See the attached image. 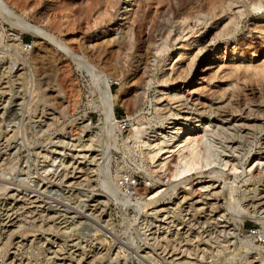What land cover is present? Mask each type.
<instances>
[{"label": "rangeland", "instance_id": "1", "mask_svg": "<svg viewBox=\"0 0 264 264\" xmlns=\"http://www.w3.org/2000/svg\"><path fill=\"white\" fill-rule=\"evenodd\" d=\"M82 1L5 0L16 17L80 58L83 42H105L140 2L143 28L131 41L141 57L129 82L88 53L90 64L55 47L52 61H32L45 40L0 16V264H264V214L255 197L264 195V80L256 74L264 67V0H225L213 13L206 5L197 14L202 22L183 31L182 11L198 0H168L160 10L157 0H114L111 20L97 22L94 6L86 12ZM102 48L109 56V45ZM118 59L126 75L130 55ZM236 67L245 78L230 75ZM101 76L119 96L115 122L100 107ZM178 123L205 132V172L220 176L188 178L174 195V159L162 169L141 140L168 139ZM223 159L238 170H223ZM149 179L167 194L148 209L158 189ZM212 182L226 190L209 199L220 207L192 211L188 205ZM173 246L183 252L172 255Z\"/></svg>", "mask_w": 264, "mask_h": 264}, {"label": "bare ground", "instance_id": "2", "mask_svg": "<svg viewBox=\"0 0 264 264\" xmlns=\"http://www.w3.org/2000/svg\"><path fill=\"white\" fill-rule=\"evenodd\" d=\"M167 1L168 0H157L156 5L159 4V6H160L157 10H160L162 7V4L164 2L166 3ZM198 1H199V3L196 6H194V7L191 6L189 8H185L184 11H182V14L184 16H182V19L180 21L181 25H179L178 29H181L182 31L185 29H188V27L192 26L191 24H189V21H192V20H194L193 25H195L198 22H202V19L200 17H198L197 14L200 12H203L204 7H206V5H207V11L208 12L210 11L211 13H213L215 8L219 7L221 4H224V2H225V0H207L205 2H204V0H198ZM252 1L256 2L257 0H252ZM84 2L82 1V3H84L83 6L85 5L86 12H88L94 6L92 10L96 14L95 15L96 17L94 18L95 22H97V20H101L103 16H109V18L111 20L113 14L109 11V7L115 6L114 0H84ZM188 2H190V0ZM68 5H69V3H68ZM64 7H65V5H64ZM194 8L196 9L195 14H194V12L190 11V10H193ZM83 11H84V9H83ZM81 12H82V9H81ZM143 14L144 13L141 10L140 2H137L135 7H133L130 15L127 17L126 23H124L122 26H119L116 30L117 32L115 31L116 34L114 32L113 35L109 39H105V42L102 38L100 40V42L98 41V42L92 43L91 41L87 40V41L83 42V44H82L83 50H84L83 52L88 53L91 57H93L94 55L97 56L96 63H98V66L102 64L104 67H109L110 71H112L113 74L118 75V76H119V73H121V75H123L122 76L123 83L130 81L127 79L132 74L131 72L133 70H135L137 63H138V60L141 57V54L137 55V53H136V49L139 50V45L135 47V45L131 41V37L134 34L136 28L138 29V31H137L138 33L143 28V22H141V19L143 18ZM65 15H67V14H65ZM0 16L2 17V19L4 21H7L11 25V27L18 29L19 31L33 33V34L39 36L43 41L45 40L42 46H35V48L32 50V53L30 56L32 61H38V62H42L44 60L45 61L49 60V62L52 61L54 59L52 47H55L57 49L59 48L63 53L67 54L72 59L79 58V61L81 59V60H84V62H87V64H90L89 63L90 60L85 57L86 56L85 53H84V56L80 58L78 53H76L75 50L70 45H68L63 40H58L56 37H54L52 34H50L48 32V30H46L45 28H41V27L37 26L36 24H33L29 21H26V19L23 20V18L21 19L19 17H16L15 14L10 10V7H8V5L6 4L5 0H0ZM106 20H107V17H106ZM106 43L110 47L109 48L110 54L107 53V54H109V56H107L106 53H104V49L102 48L103 45H105ZM164 45H165L164 42H162L158 46H156L155 52L160 53L163 49H165ZM131 47H133L134 52L129 54V53H127V50H129ZM54 54H55V52H54ZM121 54L124 57L130 55V58L132 59L131 66L129 68L127 67L128 73L126 75L122 71V64H121L120 59H118V61H116V55L120 56ZM127 66H128V64H127ZM239 69H240V67L234 68L232 70V72H234V74L231 72L230 75H232V77L234 76L235 78L236 77L237 78H243V77L245 78L246 77L245 74H241V72H238ZM253 74H255V73H253ZM256 74L259 75L258 78H260V79L262 78L264 80V67L263 68L261 67V69L257 70ZM98 76H100V75L99 74L94 75V77H98ZM101 77L104 81V87L100 89V93H101V95H100V102H101L100 107H102L103 112L106 114L105 117L107 119H109V120L106 119V121H108L110 123L115 122L116 117L114 114V106H115V101L118 100L119 96L117 94H114V92L111 90L110 80L107 79V77L106 78L104 76H101ZM258 78L256 77L257 82L259 81ZM122 79H120V80H122ZM134 128L138 129L137 126ZM170 128H171V131H170L171 135L168 136L169 137L168 139H165V140H160V138L142 139L141 142L143 144V147H145V149H146V153H147L146 155L148 156V158L153 162L159 161L160 167L162 169L167 168L166 166H168L169 160L171 158L174 159V163H173L174 169L172 170V176H171L172 177L171 179H173L172 180L173 183L171 185L172 186V188H171L172 193L171 194L176 195L178 193V190L181 188V186L184 185L183 182L186 181L188 178L189 179L193 178L189 182V184L190 183L193 184V183L202 182L201 179L206 178L208 175H211V176L214 175L215 177L220 176L217 173L218 170L217 171L211 170V171L205 172L207 170L208 165H209L208 149L206 146L205 132H202L200 130L198 131L196 126H190V128H188L186 123H178V124H176ZM136 132L139 133V130H136ZM4 160H5V158L3 159V161ZM3 161H2V163H3ZM256 161H258V162H256V166H257V165H259L260 162H259V160H256ZM170 162H171V160H170ZM220 165L222 166L223 170L224 169H230L234 172H236L238 170L237 166L234 165L233 163H230L228 159L227 160L223 159L221 161ZM252 167H253V165L249 166L248 170H251ZM193 173H195L197 175L195 176ZM149 181L151 183H153L155 186H157V184L159 183V180L154 181L152 179H149ZM203 181H205V180H203ZM179 185H181V186L178 187ZM159 187L160 186H157L156 188H158V189H155V191L149 195V197H150L149 202H147V204L145 205V208L149 209L151 207L157 206L156 204L160 200H162V199H160V197L165 195L164 193H166V192H164L163 190L162 191L159 190ZM218 187H219V185H217L215 187L213 182H212V184L207 187L208 190L205 192L206 193L205 196H202V194H201L200 195L201 200L198 199L196 201L191 202L188 205V207L190 209H192V211L193 210H195V211L200 210L201 213L204 212V210H206V208H211L209 210L211 213L215 212V210L220 206L218 205V202L214 201L211 203L209 201V199H218V196H220L222 193H224V191H226L224 188L217 190L216 188H218ZM228 190H230V192L232 191L231 188L230 189L228 188ZM227 192H229V191H227ZM255 197H256V200L258 201L256 204V206H257L256 208H258V209L263 208L261 210L263 211L262 214H264V201H262V199H264L263 198L264 195L260 196L259 198H257L258 196H255ZM255 197H250L246 204H249L248 202L251 203V201H253V198H255ZM203 198L208 199V201H206L204 204L205 206L199 205L200 203H203L202 202ZM172 199H174V197ZM186 203H187V200L184 197L179 202H177L176 205L178 208H181ZM161 211H166V210L164 208L163 209L160 208L159 210H156L155 212L158 213ZM168 212H169V210H168ZM256 212H258V211H256ZM207 216H209V215H207ZM209 218H210V216H209ZM259 219L264 221V216L260 217ZM160 220H163V219H160ZM11 222H12V220H11ZM10 225H13V223H11ZM34 228L32 230H35ZM25 229L26 228H24L23 231H25ZM245 237H247V236H245ZM258 240H259V238H258ZM200 241H202V240H200ZM171 248L172 249H170V251H171L172 255L183 252L182 250H180L179 247L173 246ZM256 248L258 250H260L263 247L261 245H258ZM198 250H200V249H198Z\"/></svg>", "mask_w": 264, "mask_h": 264}, {"label": "built area", "instance_id": "3", "mask_svg": "<svg viewBox=\"0 0 264 264\" xmlns=\"http://www.w3.org/2000/svg\"><path fill=\"white\" fill-rule=\"evenodd\" d=\"M24 45L29 46L30 44L28 42H23Z\"/></svg>", "mask_w": 264, "mask_h": 264}, {"label": "trees", "instance_id": "4", "mask_svg": "<svg viewBox=\"0 0 264 264\" xmlns=\"http://www.w3.org/2000/svg\"><path fill=\"white\" fill-rule=\"evenodd\" d=\"M27 38V37H26Z\"/></svg>", "mask_w": 264, "mask_h": 264}]
</instances>
